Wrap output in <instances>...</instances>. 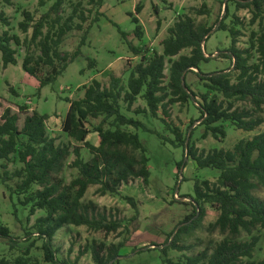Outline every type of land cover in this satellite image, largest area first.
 Segmentation results:
<instances>
[{
  "label": "trees",
  "instance_id": "trees-1",
  "mask_svg": "<svg viewBox=\"0 0 264 264\" xmlns=\"http://www.w3.org/2000/svg\"><path fill=\"white\" fill-rule=\"evenodd\" d=\"M221 1L223 4L233 2L237 8L247 9L251 14L250 23L258 22L260 25L258 31L251 32L249 47L239 48L237 37L240 32L235 27L228 29L225 19L230 16L229 4L225 7L219 30L228 29L231 34V45L221 52L231 59L232 64L227 69L201 72L200 63L209 60L204 47L213 27L196 25L188 15L181 16L168 28V35L159 41L161 52L133 44L128 39L130 33L117 27L130 52L140 60L126 79L111 73L108 83L104 84L94 78L83 86L81 98H66L69 107L62 120V131L82 144L72 150L67 144L57 143V138L48 133V115L33 109L27 112L23 124L19 126L18 115L10 108L4 109L0 115L2 178L4 182L11 177L17 179L12 191L22 205L29 207L30 215L37 210L44 212L35 221V232H26L28 237L36 235L42 240L44 262L61 263L57 257L59 249L54 247V238L58 230L66 225H85L106 233L115 232L122 226L119 220L108 219L105 212H99L94 203H84L83 198L90 185H98L97 191L101 195H114L119 193L123 183L132 178H141L144 184H149L151 171L147 148L137 133L125 129L132 126L156 134L163 142L183 147L185 158L177 166L178 173L189 159L198 168L219 171L214 182H195L196 195L191 196L193 211L177 224L174 235L170 234L172 241L163 243L162 253L167 255L169 248L185 250L178 243L179 236L199 226L206 215L205 204H210L219 213L210 228L218 229L227 236L210 254L186 255L178 261L165 257L162 264H264V260H253L259 235H251L249 240L244 241L238 239L242 232L252 234L257 227L264 228V199L256 193L260 187H264V129L251 138L240 139L232 149L199 151L189 140L194 121L184 134L174 123L171 112V106L175 103L194 101L200 112L197 121L205 127L204 136L211 134L216 139L226 136V122L247 132L264 124V0ZM64 2L55 0L39 17L23 10L18 26L26 37L21 39L10 34L8 29H2V26H10V19L2 8L4 4L13 3L12 0H0L2 65L7 67L20 63L13 45H24L26 54L21 67L38 81L39 92L43 87L54 84L68 65L83 55L82 48L87 44L90 30L104 16L100 9L105 0H88L92 8L88 11L81 9L82 3L77 2L66 16L63 13ZM142 8V4L137 3L134 12L129 13L135 24L133 35L139 40L144 36L138 17ZM154 10L158 13L156 7ZM93 12L89 24L84 27L83 24ZM234 19L235 24L241 23L236 15ZM112 23L116 25L114 21ZM73 30L82 31L79 42L73 51H63L61 46L64 39ZM184 49H189V54L180 55ZM87 61L89 68L96 65L93 58L88 57ZM167 62L170 64L168 75L165 73ZM190 72L202 81L206 89L204 92H195L187 84L186 78ZM138 98H142L146 105L133 109ZM238 101L248 103L250 107H235ZM124 106L135 114H148L159 120L174 139L147 127L135 117L127 116L123 112ZM21 109L25 110L26 107ZM94 120L99 122L93 123ZM92 131L99 137L98 145L87 140ZM83 147L88 149L91 156L88 160L82 154ZM136 151L139 154H135ZM71 154L74 159L69 166L77 171L66 184L59 174ZM13 160L21 165L9 173L8 166ZM125 198L135 206L131 197ZM0 238L6 239L10 247L16 245L10 230L2 225ZM122 246V243L106 246L105 243L94 242L91 245L94 264H118ZM29 253L30 249L27 248L13 261L1 258L0 264H38L31 263Z\"/></svg>",
  "mask_w": 264,
  "mask_h": 264
},
{
  "label": "rangeland",
  "instance_id": "rangeland-1",
  "mask_svg": "<svg viewBox=\"0 0 264 264\" xmlns=\"http://www.w3.org/2000/svg\"><path fill=\"white\" fill-rule=\"evenodd\" d=\"M55 0H12L11 5L4 4L3 11L10 19L8 29L10 34L24 39L26 35L20 30L18 23L22 20V11L28 10L36 17L47 11ZM81 2V9H92L88 0H65L63 5L64 15L71 13L75 3ZM137 3L142 4V11L138 14L143 27L144 36L142 40L133 35L135 24L129 13L134 12ZM229 4L230 16L225 19L228 27H235L240 34L237 37L239 48L249 47V39L252 31H258V22L251 24V14L247 9L237 8L233 2L222 3L221 0H105L100 11L104 16L93 25L88 35L87 44L83 46V55L70 63L63 74L54 84L43 87L38 91V81L26 73L21 67V61L26 54L24 45H13L17 51V65L4 67L0 55V115L6 108L18 115V124H23L27 112L33 109L41 114L49 116L46 125L50 135L57 138V143L70 146L71 150L76 145H82L70 139L62 131V120L68 110L69 103L66 98L78 99L83 95V86L96 78L107 84L109 75L114 73L127 78L132 67L139 62V57L134 56L127 44L121 37L117 27L121 31L130 33L129 40L135 45H145L151 50L162 51L159 41L168 35L171 27L181 16H190L196 25L213 27L209 38L205 41V56L209 57L206 62H201L199 69L203 73L227 69L232 62L229 57L222 54L231 45V34L229 30H219V21L224 17L225 7ZM158 10V13L154 10ZM95 9L93 8V11ZM94 12L89 16L83 26L86 27ZM234 15L240 18L241 23L235 24ZM78 21V20H77ZM114 21L116 25L112 23ZM159 24V28L157 29ZM82 31L73 30L64 39L61 46L63 51H73L80 39ZM189 49L180 53L189 54ZM96 60L93 68L88 67L87 58ZM178 57H175L176 59ZM169 62L166 63L165 73L169 74ZM196 71V69H194ZM187 84L198 93L206 89L202 81L195 73H188ZM222 98V96H221ZM145 101L138 98L133 109L145 106ZM235 107L249 108L245 102H235ZM21 107H26L25 110ZM127 116L141 120L147 127L157 130L170 139L174 136L164 128V125L148 114H135L133 110L123 107ZM172 118L184 134L191 125L193 133L190 141L199 151L210 152L213 149H232L233 146L243 138H251L264 129V124L253 131L237 129L230 122L224 123L226 136L216 139L211 134L205 135L204 125L197 121L200 112L194 101L189 100L184 104L175 103L171 106ZM94 120L93 123H98ZM125 129L138 134L140 140L147 148L149 168L151 171L149 184H144L141 178H132L123 183L118 194L98 193V185H90L83 202L94 203L99 212H105L108 219H116L122 226L115 232L106 233L102 230H93L85 225H66L58 230L54 238V247L58 248L57 257L61 261L58 264H94L91 255V245L105 243L106 246L122 243L119 252L121 256L118 264H162L163 259L168 257L173 261L184 259L187 256H195L203 252L210 254L215 246L227 235L218 229L213 230L210 224L218 217V211L205 204L206 215L197 228L182 233L179 236V245L185 250L169 248L167 255L162 253L163 243L171 240L175 228L180 221L191 214L194 202L191 198L196 195L195 182L208 180L216 181L219 171L209 168H198L193 160H188L187 165L178 173L177 166L185 158L183 147H178L170 142H163L156 134L135 129L127 126ZM189 133V132H188ZM87 140L94 145L99 144V137L92 131ZM82 154L86 160L90 159L87 148H82ZM135 154H139L138 151ZM74 159L71 154L59 177L68 184L76 175V169L69 166ZM20 163L13 160L9 163L8 171L12 173L20 167ZM3 169L0 164V225L10 230L11 236L15 238L16 245L10 247L9 242L0 238V259L14 260L22 255L27 248L30 249L31 263L51 264L44 262L42 240L36 235L28 237L26 232H35L34 224L38 217L44 212L37 210L30 215L29 207L22 205L16 194L13 193L17 179L11 177L4 182L2 178ZM257 196L264 199V187H260ZM125 197H131L135 206ZM173 233V234H172ZM170 234H172L170 236ZM251 235H259L260 241L255 250L253 260H264V228L257 227L252 234L242 232L238 238L241 241L249 240ZM136 249V251H134ZM142 249V251H141Z\"/></svg>",
  "mask_w": 264,
  "mask_h": 264
}]
</instances>
